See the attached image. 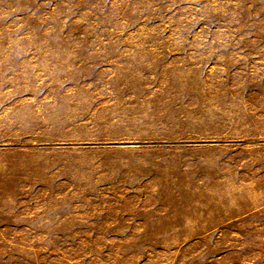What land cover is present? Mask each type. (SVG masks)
Listing matches in <instances>:
<instances>
[{"label":"rangeland","instance_id":"rangeland-1","mask_svg":"<svg viewBox=\"0 0 264 264\" xmlns=\"http://www.w3.org/2000/svg\"><path fill=\"white\" fill-rule=\"evenodd\" d=\"M0 264H264V0H0Z\"/></svg>","mask_w":264,"mask_h":264}]
</instances>
